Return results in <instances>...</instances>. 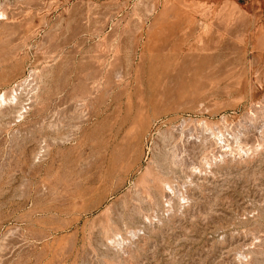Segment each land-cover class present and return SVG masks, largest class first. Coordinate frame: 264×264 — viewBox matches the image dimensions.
<instances>
[{
	"label": "rangeland",
	"instance_id": "1",
	"mask_svg": "<svg viewBox=\"0 0 264 264\" xmlns=\"http://www.w3.org/2000/svg\"><path fill=\"white\" fill-rule=\"evenodd\" d=\"M0 264H264V0H0Z\"/></svg>",
	"mask_w": 264,
	"mask_h": 264
},
{
	"label": "bare ground",
	"instance_id": "2",
	"mask_svg": "<svg viewBox=\"0 0 264 264\" xmlns=\"http://www.w3.org/2000/svg\"><path fill=\"white\" fill-rule=\"evenodd\" d=\"M3 99H4V96H3Z\"/></svg>",
	"mask_w": 264,
	"mask_h": 264
}]
</instances>
